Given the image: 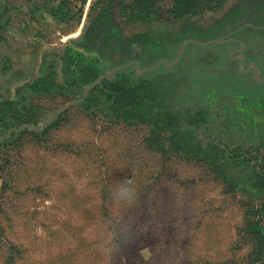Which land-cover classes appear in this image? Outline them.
<instances>
[{"label":"rangeland","instance_id":"obj_1","mask_svg":"<svg viewBox=\"0 0 264 264\" xmlns=\"http://www.w3.org/2000/svg\"><path fill=\"white\" fill-rule=\"evenodd\" d=\"M56 2L5 0L0 6V102L15 100L44 60L59 71L63 47L72 46L99 66L103 79L173 74L179 84L168 106L191 117L206 112L208 122L196 131L202 144L246 149L258 130L264 132V69L255 58L247 63L249 72L242 55L239 63L231 60V50L241 45L229 36L197 43L190 38L226 10L246 7V23L255 30L245 32L244 42L261 52V60L264 0H227L221 9L178 22L168 16L165 0L157 21L147 25L126 23L113 8L121 34L110 60L84 37L93 0L69 24L49 15ZM141 35L165 50L144 67L126 55ZM84 90L75 99L27 97L29 123L0 133V140L23 130L45 133H25L0 149L8 154L0 158V264L7 252L14 264H242L250 244L241 196L206 166L166 152V145L160 149L164 141L152 142L150 126L127 125L82 105Z\"/></svg>","mask_w":264,"mask_h":264},{"label":"trees","instance_id":"obj_2","mask_svg":"<svg viewBox=\"0 0 264 264\" xmlns=\"http://www.w3.org/2000/svg\"><path fill=\"white\" fill-rule=\"evenodd\" d=\"M87 1L59 0L50 7L49 15L59 24L77 21L76 17L79 21ZM164 1L111 0L107 7H103L100 6L101 0H93L90 12H94V16L87 28L86 39L99 50L102 58H110L112 57L110 43L117 40L121 34L120 28L111 16L113 8L119 11L126 23L147 25L157 21L160 15L158 6ZM169 2L167 14L171 21L178 22L205 10L221 9L227 0H169ZM4 4L5 0H0V6ZM241 12L235 10L229 13L226 16L230 18L228 24L237 22ZM217 27L218 25H215V28ZM212 29L210 26L204 30L206 39L215 34ZM2 39L0 32V42ZM134 42L136 46L129 47L127 58H138L144 65L161 58V43L152 41L144 35L132 40L131 44ZM103 46L107 49L103 50ZM58 59L59 71L44 60L39 67L38 77L24 84L15 100L0 102V133L29 123L25 119L28 115L29 98L58 96L75 99L82 96L83 88L102 76L99 66L86 60L81 52L72 46L63 47ZM177 90L178 83L171 74L157 77L119 74L111 80L102 79L99 84L94 85L81 104L127 125L150 126L152 142L164 141L160 149L164 150L166 145V152L187 155L206 166L210 176L225 185L230 193H238L244 209V236L250 244V252L242 264H264V132L258 130L255 142L246 149L241 147L230 149L209 141L202 144L196 137V131L208 122L206 112L202 111L199 115L191 117L171 109L168 103ZM20 96L22 98H19ZM60 120L57 118L51 127ZM27 131L11 133L9 139L0 140V149L25 133L34 138L45 134ZM2 151L4 153L0 154V158L5 160L8 154L5 150ZM11 248L14 249L13 246ZM4 262L14 264L11 252L6 253Z\"/></svg>","mask_w":264,"mask_h":264},{"label":"flooded vegetation","instance_id":"obj_3","mask_svg":"<svg viewBox=\"0 0 264 264\" xmlns=\"http://www.w3.org/2000/svg\"><path fill=\"white\" fill-rule=\"evenodd\" d=\"M235 10H241L242 12L240 13V17L239 19L237 20V22L233 23V24H228L229 23V19L230 18H227L226 16L235 11ZM247 18H248V13L246 11V7H235V8H230L228 10L225 11V13L222 15V17L219 19V20H216L214 21L213 23L209 24L208 26H205L201 29H196L195 32L190 35V38L195 40V42L197 41H200V42H205V41H213L214 39H217V38H220L222 36H229L232 40V43L234 44H240L241 45V48L240 49H232L231 50V53L230 54H233V56L230 55V59L237 63H239L240 61L237 60V58L239 59L240 55H242L244 57V60L242 61V65L244 66V69L246 71L249 72V70L247 69L248 68V65L247 63L249 61H251L252 58H255L256 59V62H257V67H258V70L260 71L261 69H264V66H263V59L264 58V52L262 53V57H261V60L258 58L259 56L257 55H261V52H257L251 48L250 45L246 44L245 41V32L248 31V30H255L251 24L249 23H246L247 22ZM218 25L217 28H215V25ZM210 26L213 27L212 31H214V35L213 37L209 38V39H206L205 38V33H204V30L206 28H209ZM259 28H264V27H259ZM261 32H264V29H260ZM87 31L85 32V35L84 37L86 38V34ZM139 37V36H138ZM137 37V38H138ZM141 37V36H140ZM136 39V38H135ZM86 41L88 42V45L89 46H92L89 41L86 39ZM115 41V40H114ZM113 41V42H114ZM215 41V40H214ZM113 42L110 43V48L112 49V57H107V59H112L113 58V53H114V46H113ZM162 44V43H161ZM242 44L244 45V47L242 48ZM136 46V42H134L133 44L130 43V47H135ZM163 46V45H162ZM246 46V47H245ZM93 47V46H92ZM94 48V47H93ZM162 48V47H161ZM95 49V48H94ZM103 50L107 49L105 46H103L102 48ZM96 51L99 52L98 49H95ZM129 50V47L126 49V55H127V52ZM160 51L162 52L161 53V58L164 57V54H165V50H162L160 49ZM159 58V59H161ZM157 59V60H159ZM155 60V61H157ZM128 61H133V62H137L141 67H144V66H148V65H144L142 64L138 58L136 59H133V58H129ZM153 61V62H155ZM151 62V64L153 63ZM252 62V61H251ZM244 63V64H243ZM150 65V64H149ZM244 70V71H245ZM164 75H167V74H164ZM173 75V74H171ZM160 76V75H159ZM174 76V75H173ZM157 77V76H156ZM175 80L177 81L178 83V80L176 79V77L174 76ZM258 79V78H257ZM179 84V83H178Z\"/></svg>","mask_w":264,"mask_h":264},{"label":"water","instance_id":"obj_4","mask_svg":"<svg viewBox=\"0 0 264 264\" xmlns=\"http://www.w3.org/2000/svg\"><path fill=\"white\" fill-rule=\"evenodd\" d=\"M195 42V41H194ZM197 43V42H196ZM104 77H100L99 79H97L95 82H93L92 84L88 85L85 87V90H84V97L87 95V92L96 84H99L101 82V80L103 79ZM75 104V102H72V103H69L68 105H66L59 113L65 111L66 109H68L71 105Z\"/></svg>","mask_w":264,"mask_h":264}]
</instances>
